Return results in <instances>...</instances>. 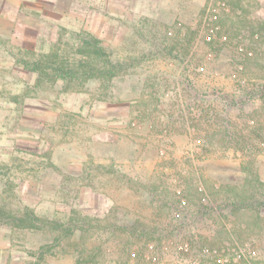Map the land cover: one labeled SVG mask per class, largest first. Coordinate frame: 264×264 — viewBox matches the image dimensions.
Here are the masks:
<instances>
[{
  "label": "rangeland",
  "instance_id": "374dc122",
  "mask_svg": "<svg viewBox=\"0 0 264 264\" xmlns=\"http://www.w3.org/2000/svg\"><path fill=\"white\" fill-rule=\"evenodd\" d=\"M83 30L128 72L33 88L12 53ZM263 88L264 0H0V207L86 221L1 224L0 264H264Z\"/></svg>",
  "mask_w": 264,
  "mask_h": 264
},
{
  "label": "trees",
  "instance_id": "16d2710c",
  "mask_svg": "<svg viewBox=\"0 0 264 264\" xmlns=\"http://www.w3.org/2000/svg\"><path fill=\"white\" fill-rule=\"evenodd\" d=\"M242 19V21L247 20L246 18ZM66 40L62 39L59 34V39L47 51L18 49L12 53L15 63L33 75V88L54 85L59 80L65 85H71L72 87L81 86L91 80H98L102 84H105L118 76L125 75L130 67H132L130 60V62L114 60L102 40L88 31L73 32L70 40ZM180 40V51L178 54L177 51L176 54H173L176 47H178L177 45H173V43L164 46L161 50L163 53L174 56L177 59L181 56L185 57L190 43L189 34L185 32L181 35ZM262 94H264V88L262 89ZM17 97V95H10L11 99H16ZM150 114L149 111L145 110L141 113V116L146 118L151 116ZM255 134L257 137H262L261 129H258ZM257 204L264 206V199L257 201ZM231 205L235 209L242 208L243 206H254L250 201L231 202ZM84 223H86L85 218L76 220L71 218L69 226H66V223L58 218L41 216L28 206L19 210L9 208L6 210L0 207V225L6 224L16 229L31 230L47 227L59 231L55 237L57 240L67 235H73L77 229L86 231ZM145 226L139 224L133 225V229L131 228V230H138L140 231L139 234L143 236L146 235L144 233L146 230ZM128 228L126 227V230ZM77 253L75 264H87L92 260L91 257L87 259L83 258L80 251ZM31 254L33 257L36 256L34 253ZM37 258L40 261L43 259V257Z\"/></svg>",
  "mask_w": 264,
  "mask_h": 264
}]
</instances>
